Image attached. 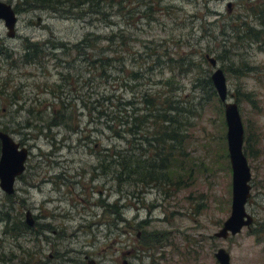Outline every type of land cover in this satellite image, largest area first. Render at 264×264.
I'll return each instance as SVG.
<instances>
[{"label":"rangeland","instance_id":"1","mask_svg":"<svg viewBox=\"0 0 264 264\" xmlns=\"http://www.w3.org/2000/svg\"><path fill=\"white\" fill-rule=\"evenodd\" d=\"M3 1L15 5L17 0ZM262 1L123 0L122 7L110 17L116 24L112 27L103 21L91 22L98 18L95 15L76 20L41 9H16L21 32L30 42L45 44L48 55L45 69L36 63L22 67L27 103L41 110L40 119L33 121L38 122V129L11 133L29 150L25 164L36 169L30 171L29 177L17 176L14 194L0 188V210L11 217V222H24L29 210L35 223L14 237L4 235L0 222V255L11 264L27 260V264H87L89 258L97 264H121L123 259L129 264H219L214 253L223 247L230 253L232 264H264V45L237 43L231 30L243 18L249 20L247 8ZM229 3L232 6L228 11ZM148 10L155 19L144 15L143 11ZM89 32L102 35V46L110 44L121 58L125 56L128 70L139 69V62H144V73L149 76L155 61L149 48L168 47L174 56L176 51L191 56L197 64L195 69H200L199 64L203 68L199 75H211L214 69L205 59L206 54L217 59L226 75L228 99L236 100L237 96L244 129L247 127L252 136L251 151L247 150L251 190L246 211L253 217L249 227L226 238L214 235L231 211L229 157L223 160L217 153L224 146L227 150V127L225 123V131L220 129L221 119L225 122L223 103H218L217 109L215 100L204 101L200 110L204 91L192 85L196 70L175 78L182 86V94L197 95L193 103L198 113L188 130L190 144L184 143L182 160L193 162L192 175L182 171L171 175V179L184 175L185 181L175 188L171 182L170 187L162 183L149 186L144 181L135 184L134 180L123 179L121 190L120 182L100 166L99 156L106 149L125 152L130 147L127 135L112 139L106 128L104 99L112 92L123 100L133 99L138 86L124 89L102 76L86 83L71 81L63 87L61 96L68 106L65 113L71 111V118L64 125L49 127L53 110L61 107L56 94L60 71L66 73L70 62L77 68L73 71L85 72V77L92 74L73 47ZM113 33L117 36L108 40ZM23 52L20 47L19 53ZM154 72L151 76L156 81L170 76L167 67H157ZM0 76H7L6 71H1ZM147 86L145 83L142 87ZM249 92L248 99L242 95ZM94 99L103 102L89 114V100ZM6 118L19 122L23 119L21 114L11 113ZM116 201L120 206L117 210L113 206Z\"/></svg>","mask_w":264,"mask_h":264},{"label":"trees","instance_id":"2","mask_svg":"<svg viewBox=\"0 0 264 264\" xmlns=\"http://www.w3.org/2000/svg\"><path fill=\"white\" fill-rule=\"evenodd\" d=\"M122 2L123 0H17L14 8L20 12L30 9H41L61 15L62 17L75 18L76 20H84L87 17L95 15L98 18L90 20L91 22L103 21L109 27H112L116 24L110 17L122 7ZM114 6H117L116 9ZM246 11V17L249 20L243 18L242 22L238 26H232L231 30L234 31L237 43H255L260 47L264 45V1L260 4L251 5ZM131 12H133L132 9ZM143 13L147 18L153 17L155 19L149 10L143 11ZM116 36L117 34L113 33L108 36V40ZM104 39L105 37L100 34L89 32L73 46L77 56H82L85 69L87 71L91 70L92 74H90L89 78L85 77V72L73 71L72 68H77L71 66L70 62L66 66V73L60 71L61 82L57 85L56 91L58 93L56 92V94H58L57 97L60 99L61 107L53 110L55 115L51 119L49 127L60 124L64 125L65 121L71 118V111L66 115V107L68 106L63 102L64 99L61 98L65 92L63 87L70 85L71 81L74 84L80 82V80L86 83L93 81L95 76H102L105 77L107 82L113 79V81H116L117 86L124 89L138 86L139 88L137 93L133 95V99L123 100L115 92H112L108 98L105 97L104 99L107 100L106 112L104 111L106 115V128L112 133V139L123 138V136L127 135L129 137L127 142L130 144V147L127 146L128 148H126L125 152L113 147L106 149L99 156L100 166L106 172H109L113 179L118 182L123 178L126 181L134 180L135 184L144 181L149 186L154 183H162L164 185L168 183L171 185L172 183L174 185L173 188H175L185 181L183 180L184 175H178L174 179L170 178L171 175H176L177 171L192 175L193 162L184 163L182 160L185 156L184 143L190 144L188 130L194 125L192 119L198 114L196 105L193 103L197 95L191 94L190 96H186L182 94V86H178L179 82L175 78L177 76L191 75L190 73L196 70L197 64L192 60L191 56L183 55L178 51L174 53L176 56L172 55L168 47L162 50L149 48L151 50L149 52L155 58V61H152L153 65L149 68L151 75L156 74L154 69L157 67H167L170 72L168 78L156 81L151 75L149 76L144 73V62H139V69L130 68L128 70L125 66L126 57L121 58L117 50L115 48L113 50L110 47V44L105 47L102 46ZM111 42L109 41V43ZM60 44L65 46L62 42ZM44 45L28 41L27 49L23 54L27 64L36 63L45 69L44 61L48 52L45 51ZM95 46L97 47L95 48ZM125 50L128 51L129 49ZM68 51L72 52L71 49H68ZM112 51H114L113 54H111ZM131 54H136V52H132ZM145 55H149V53ZM43 58L44 60L42 61ZM199 66L200 69L195 71L192 85L197 89L201 87L204 91L203 96H201L202 98L199 100L200 110L204 106V101L210 100H215V106L218 109L219 104L222 102L217 97L210 75H205L204 72L199 75L203 71L200 64ZM144 79L146 82L142 81ZM130 81L135 84L130 85ZM145 83L149 86L144 88L142 86ZM242 95L248 99L250 92L242 93ZM103 98L102 96V100ZM235 98L238 102L236 95ZM82 101L84 106H88L86 101ZM102 102L100 99L89 100V104L91 105L89 114L97 108L98 103L101 104ZM120 105L124 107L121 109ZM120 109L123 112L122 116ZM99 113L102 114L103 112L100 111ZM220 125L222 126L220 129L224 132V118L221 119ZM246 128L243 150L245 155L248 156L247 150L251 151L252 136L249 130L246 131ZM223 143L224 137H222V145ZM217 153L219 158L223 160L228 159L226 146L222 147ZM115 203L117 205L113 204V206L117 210L119 205L117 201ZM0 222L3 223L5 236L9 234L18 237L29 229L25 221L17 220L11 222V217H8L7 213L1 210ZM10 261L0 255V264H11ZM27 263L28 260L24 262V264Z\"/></svg>","mask_w":264,"mask_h":264},{"label":"water","instance_id":"3","mask_svg":"<svg viewBox=\"0 0 264 264\" xmlns=\"http://www.w3.org/2000/svg\"><path fill=\"white\" fill-rule=\"evenodd\" d=\"M230 6L231 3L228 4V11ZM0 19L5 21L8 30L13 29L15 10L10 3L3 0H0ZM39 21L40 17L37 18V23ZM205 59L214 68L210 78L218 98L223 103L227 127V150L232 174L231 211L220 229L214 233L216 237L226 238L228 235H236L243 227H249L253 222V217L246 211L251 190V170L243 150L245 129L238 103L228 99L226 76L223 69L217 65V59L209 54L205 55ZM231 97L233 98V95ZM27 157L26 147H21L9 134L0 131V188L6 194L14 193L15 180L23 173ZM26 216V223L29 226L34 225L31 211L28 210ZM214 256L219 264H232L230 253L223 247H219ZM87 264H96V261L90 258ZM122 264H127V260H123Z\"/></svg>","mask_w":264,"mask_h":264},{"label":"flooded vegetation","instance_id":"4","mask_svg":"<svg viewBox=\"0 0 264 264\" xmlns=\"http://www.w3.org/2000/svg\"><path fill=\"white\" fill-rule=\"evenodd\" d=\"M227 8L229 9L228 6ZM15 14L16 20L14 22L13 29L8 30L5 21L3 19H0V72L4 70L7 73V76H0V131L8 133L10 135L14 132L25 134L24 132L26 131H30L32 129L37 130L39 124L38 122L34 123L33 121L40 119L41 116V110L38 109L37 106H35L34 104L28 105L27 101L29 95L26 96L27 84L22 82L21 80V78L25 75L22 67L24 65H27V63L24 59L23 54L19 53V50L20 47H22L25 52L29 40L27 34L22 33L19 28L20 13H17V11L15 10ZM13 70H18L16 71V73L19 75V79H17V74H13ZM9 113H11V115L21 114L23 119H21L20 122L14 119H7L6 117ZM19 144L20 146L26 145L24 141H20ZM35 169L36 167L31 166L28 163L25 164V169L22 173V176L25 175V177H29L30 171ZM35 173L36 172H33V175ZM122 181L123 178H121V180L119 181L121 190ZM122 206L124 207V204ZM26 212L25 222H27ZM85 258H88V256H85ZM127 264H129L128 260Z\"/></svg>","mask_w":264,"mask_h":264}]
</instances>
